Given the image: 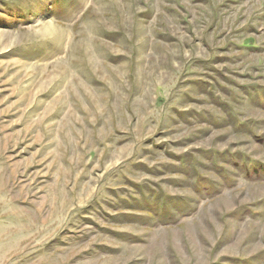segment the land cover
Returning a JSON list of instances; mask_svg holds the SVG:
<instances>
[{"label":"rangeland","instance_id":"obj_1","mask_svg":"<svg viewBox=\"0 0 264 264\" xmlns=\"http://www.w3.org/2000/svg\"><path fill=\"white\" fill-rule=\"evenodd\" d=\"M0 264H264V0H0Z\"/></svg>","mask_w":264,"mask_h":264}]
</instances>
